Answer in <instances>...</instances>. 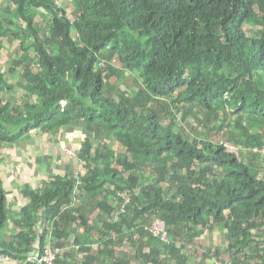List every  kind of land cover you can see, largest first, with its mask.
<instances>
[{
    "label": "trees",
    "instance_id": "obj_1",
    "mask_svg": "<svg viewBox=\"0 0 264 264\" xmlns=\"http://www.w3.org/2000/svg\"><path fill=\"white\" fill-rule=\"evenodd\" d=\"M4 2L0 40L17 48L12 62L0 56V147L75 121L110 135L84 138L76 157L86 172L78 181L66 174L42 193L29 190L44 218L56 221L60 246L76 226L72 245L83 260L70 248L55 263L189 264L195 252L194 264H219V251L203 250L205 241L195 245L219 226L230 264H264V177L253 172L264 171V159L250 150L242 160L223 142L175 129L181 114V122L192 117L218 132L229 126L222 112L230 108L237 110L231 141L241 129L264 147V0H72L71 13L56 0ZM16 75L24 97L17 107L10 96L17 85L9 81ZM162 115L172 120L165 124ZM77 184L84 201L96 198L92 208L63 212L76 200ZM2 185L0 177V253L26 257L33 222H17L20 232L6 239ZM157 219L169 240L151 231ZM80 228L95 231V245L82 241Z\"/></svg>",
    "mask_w": 264,
    "mask_h": 264
},
{
    "label": "crops",
    "instance_id": "obj_2",
    "mask_svg": "<svg viewBox=\"0 0 264 264\" xmlns=\"http://www.w3.org/2000/svg\"><path fill=\"white\" fill-rule=\"evenodd\" d=\"M4 44L8 46L7 42H4ZM9 81L17 85L16 89L10 94L11 98L14 100L16 107L22 106L24 98L22 93L23 89L18 85V81L13 82L10 79ZM18 94H21L22 98ZM94 128L93 125H89L88 123L75 121L65 126L59 132L32 131L27 138H23L18 143L0 147V177L3 181L2 189L6 197V224L4 226L6 239L12 240L14 233L20 232L17 222L27 217H31L33 222L31 228L27 227V231L31 233L32 237L28 256L20 257L10 255L9 253H2L9 256V260L0 264H33L29 260V257L38 254L42 242V234L45 231V220H48L46 221V226L49 229V233L44 234L46 240L49 237L54 219L47 218L46 216L44 218L46 209L37 208L36 203L32 200L30 191L35 190L37 193H42L45 189L52 186L51 183L57 177L63 178L66 174H69L75 181H78L80 179L78 174L84 175L86 171L80 165L76 156L84 138L95 135L93 133L94 131L92 132ZM69 151H72L75 155L70 154ZM71 162L78 163V166H75ZM79 189L81 190V188ZM74 192H76V188ZM87 195L85 194V196ZM89 200V197L86 201L81 197L77 202L78 207L84 205L86 209H91L94 201L88 206L89 204L87 205V203H89ZM88 218L89 222L95 221L97 219V212L88 213ZM60 227L63 229L61 224ZM74 228L76 229V226H72V234L67 237L69 239L66 242L70 243L65 245V250L71 248L72 253L70 256L76 261H82V252L76 245H74L75 248L72 245L74 243V237L76 236L73 232ZM79 231L83 233L82 241L85 240L88 244L89 236L95 237V231L91 232V234H85L82 228L77 232ZM54 234L58 236L59 241L63 239L59 236L61 233L53 232L51 235L54 237ZM95 264H98V262H95Z\"/></svg>",
    "mask_w": 264,
    "mask_h": 264
},
{
    "label": "rangeland",
    "instance_id": "obj_3",
    "mask_svg": "<svg viewBox=\"0 0 264 264\" xmlns=\"http://www.w3.org/2000/svg\"><path fill=\"white\" fill-rule=\"evenodd\" d=\"M56 2L59 5H61L62 7H64L68 13L72 12V10H73L72 0H56ZM4 3H5L4 0H0V12L1 13H5V8L7 7V4H8L7 2L5 4ZM10 3H12V2H10ZM45 17H46L45 19H48L49 15H46ZM44 23H46V22L44 21ZM0 44H2V46L4 45V47L6 46V48L8 47L3 42H1V40H0ZM11 45H13L12 50L9 48L11 51H9L8 48L7 49L4 47L1 48V46H0V56L3 55L2 57H3L4 62H6V61L12 62L13 61V58H14L13 57V50L15 48H17V43L12 42ZM19 54H20V49H18L17 52H15V55H19ZM102 63H103V67L105 66L104 61L99 62L100 68L102 67ZM118 66L120 67V63H118ZM130 73H132V72H130ZM130 73L129 72L127 73L126 79H128L129 82L133 83L135 74L132 75ZM136 73H138V72H136ZM9 79L13 82H17V81L19 82L20 81L18 79V77L9 76ZM111 81L116 82L117 77H113ZM122 87L126 88V84L122 85ZM18 96H20L22 98L21 94H18ZM174 111H175V109H174ZM236 112H237V110L231 111L230 108H227L224 112H222V115L226 116L228 118L227 123H229V126L225 124V127L221 130H218V132L211 130V127H213L211 124L200 125L199 122L196 121L192 117L189 118L186 122H181L182 121L181 120V114H177L178 118L175 120L177 122L175 129L177 131V130H179V127H180L181 130H184L187 133H189L191 135V137L192 136L200 137L205 141H209V143H222L223 142L224 146L227 148L228 151L235 153L242 160H247V158L250 156V153H249L250 150L251 151L253 150L254 152L260 154L258 161L263 160L264 159V147H262V148L255 147L254 143L252 141L248 140V137L246 136V133L244 130L238 129L237 133L235 134V138L237 140L231 141V139H230L231 136L229 134V131H231L232 129L235 128L234 124H235V119H236ZM199 114H200L201 118L205 116V113L202 111H200ZM245 117H247V115ZM161 120L163 123L167 124L172 120V116H169L166 118V117H164V115H162ZM215 125H219V126L222 125V121L219 120L218 122H216ZM259 128L260 127H257V128L255 127V129L253 131L257 132ZM93 133L95 134L94 136L97 135L99 139L104 138V140L108 139V137L110 136L108 133H105L102 131H100V133H97V132H93ZM258 141H259V137L257 139V143H258ZM71 157H73V156H71ZM71 163H73L75 166H78V163H76V162H71ZM253 172L258 173L259 176H261V177H264V171L263 170L261 172L254 170ZM80 186H81L80 184H77L76 200L74 202H72L71 205H64L62 207L63 212L72 214L74 209L78 208L77 202L79 201V199L83 195V193H82L83 190L79 189ZM122 196H124L126 198V201L128 200L127 196L124 195V193H122ZM88 197L90 200H89V203H87V205L89 204L88 206H90V204L95 200V198L93 196H90V195H88ZM86 216H88V213ZM55 222L56 221L53 220V222H52L53 224L51 225L49 237H48V239H46L47 244L49 245V248H59V242L51 235L53 232H57V230L55 229V226H54V224L56 225ZM89 223H92V222H89ZM226 233H227L226 230H224L222 227H219L213 231H207L203 235V237H200L198 240H196L195 245H196V247H198L200 242L205 241L206 242L204 244L205 248L202 247L203 250L204 249L207 250V249H209V247H213L215 250L219 251V254L221 256L222 261H225V262H222V264H230L232 261L230 259L231 256L228 254L229 252H227L228 239H227ZM90 238L91 239L89 241V244L92 246L95 245V238H93V237H90ZM121 241H122V244L124 245V247L129 248L127 240L124 241L123 239H121ZM211 242H212V245H211ZM195 245H193V248L195 247ZM77 247H79V246H77ZM38 248H39V246H38ZM192 255H194V256L193 257L191 256L189 264H194L196 259L198 258L197 257L198 255H196L195 252H192ZM191 259H192V262H191ZM214 259H216V258H214ZM242 262H243V260H242ZM213 263L210 260H208V258L205 259V264H213ZM243 263H245V262H243Z\"/></svg>",
    "mask_w": 264,
    "mask_h": 264
},
{
    "label": "built area",
    "instance_id": "obj_4",
    "mask_svg": "<svg viewBox=\"0 0 264 264\" xmlns=\"http://www.w3.org/2000/svg\"><path fill=\"white\" fill-rule=\"evenodd\" d=\"M70 154L75 155L72 151H69ZM151 231L155 234L160 236L164 240H169V233L167 231V226L165 221L161 219H157L150 227ZM65 250L62 246L59 245V248H49V245H46L45 251L43 255L35 254L29 257V260L34 263L35 261H39L40 263L46 264H54L55 260L57 259L58 255ZM9 256L0 253V263L4 261H8ZM219 264H222L219 262Z\"/></svg>",
    "mask_w": 264,
    "mask_h": 264
},
{
    "label": "clouds",
    "instance_id": "obj_5",
    "mask_svg": "<svg viewBox=\"0 0 264 264\" xmlns=\"http://www.w3.org/2000/svg\"><path fill=\"white\" fill-rule=\"evenodd\" d=\"M217 228H219V226ZM217 228H215L214 230H216Z\"/></svg>",
    "mask_w": 264,
    "mask_h": 264
}]
</instances>
